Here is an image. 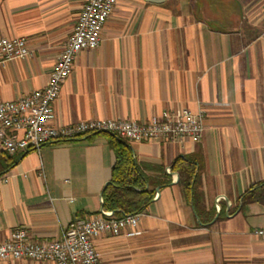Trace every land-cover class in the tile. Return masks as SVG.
<instances>
[{
    "label": "crops",
    "instance_id": "crops-1",
    "mask_svg": "<svg viewBox=\"0 0 264 264\" xmlns=\"http://www.w3.org/2000/svg\"><path fill=\"white\" fill-rule=\"evenodd\" d=\"M84 2L0 0V38H24L29 50L0 63V103L46 87ZM179 109L201 117L199 142L124 140L154 196L136 235L93 240L100 264H264V239L254 234L264 201L246 196L264 182V0H119L99 46L77 55L52 124H141ZM108 135L10 155L0 243L17 229L50 241L77 218L118 217L102 207L114 162ZM178 158L196 168L191 197L171 171Z\"/></svg>",
    "mask_w": 264,
    "mask_h": 264
},
{
    "label": "built area",
    "instance_id": "built-area-1",
    "mask_svg": "<svg viewBox=\"0 0 264 264\" xmlns=\"http://www.w3.org/2000/svg\"><path fill=\"white\" fill-rule=\"evenodd\" d=\"M118 1L85 0L73 30L57 56L46 87L0 103V154L10 156L16 152L36 151L48 144L74 141L95 134H110L130 142L201 140L203 121L199 115L186 109L162 111L158 117H151L141 124L128 120H90L62 126L52 124L53 104L70 75L77 55L82 50L99 46L103 25ZM28 54L24 38H0V63L24 59ZM139 215L113 217L109 212H101L77 218L68 224L58 239L50 241H34L25 230L17 229L0 243V261L100 264L93 240L103 235H136ZM254 234L264 239V228Z\"/></svg>",
    "mask_w": 264,
    "mask_h": 264
},
{
    "label": "trees",
    "instance_id": "trees-1",
    "mask_svg": "<svg viewBox=\"0 0 264 264\" xmlns=\"http://www.w3.org/2000/svg\"><path fill=\"white\" fill-rule=\"evenodd\" d=\"M108 145L113 153L114 162L110 171V183L103 192V209L119 212L120 215L142 214L153 200V189L146 187V182L138 172L132 151L126 141L108 135ZM14 161L5 153L0 154V175L10 169ZM195 166L193 163L178 158L171 171L178 176V184L187 197H191L194 188ZM247 199L264 201V182L255 185L246 193Z\"/></svg>",
    "mask_w": 264,
    "mask_h": 264
},
{
    "label": "water",
    "instance_id": "water-1",
    "mask_svg": "<svg viewBox=\"0 0 264 264\" xmlns=\"http://www.w3.org/2000/svg\"><path fill=\"white\" fill-rule=\"evenodd\" d=\"M145 1H148V2H152V3H161L163 2L164 0H145Z\"/></svg>",
    "mask_w": 264,
    "mask_h": 264
}]
</instances>
